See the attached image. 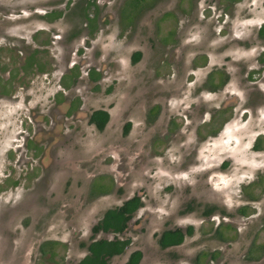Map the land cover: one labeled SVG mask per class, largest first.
<instances>
[{
    "label": "rangeland",
    "instance_id": "374dc122",
    "mask_svg": "<svg viewBox=\"0 0 264 264\" xmlns=\"http://www.w3.org/2000/svg\"><path fill=\"white\" fill-rule=\"evenodd\" d=\"M80 1L0 0V264H78L105 212L137 195L119 237L131 246L110 264L136 251L141 264H264V0H150L129 22L126 0H98L94 38L69 8ZM75 98L112 122L66 117ZM177 228L192 233L160 249Z\"/></svg>",
    "mask_w": 264,
    "mask_h": 264
},
{
    "label": "flooded vegetation",
    "instance_id": "af4514ba",
    "mask_svg": "<svg viewBox=\"0 0 264 264\" xmlns=\"http://www.w3.org/2000/svg\"><path fill=\"white\" fill-rule=\"evenodd\" d=\"M235 1L236 0H227V2H226V5H225V8L227 9L228 7H231V5H233L234 3H235ZM150 2V0H144L143 2H136V0H126L123 4V9H121V14H120V19H121V21L122 22H124V21H126V22H129V20L130 19H133L134 17H136L135 16V12L136 13H138L139 12V9L140 8H145L146 6H148L149 3ZM67 6H69V5H67ZM99 1L98 0H89V1H86V0H81L80 2H78L77 4H74L73 6H69V8H72V9H74V11H77V12H81L82 13V15H83V17H82V19H83V24L86 26L85 28L86 29H90V36L92 37V38H94L95 37V34L98 32V29H97V23L99 22ZM229 11V10H228ZM63 11H61V10H58V11H54V12H52V13H50V14H47V17H46V19H48V20H50V21H53V20H57V19H61L62 17H63V13H62ZM263 28H264V26H261L260 27V29H259V33H258V36H259V38L261 39V40H263L264 41V35H263V33H262V30H263ZM170 37L171 36H169V37H167L166 38V40H168V39H170ZM184 47V48H183ZM186 46L185 45H181V48H179L178 49V53H183L185 50H186ZM180 50H181V52H180ZM263 55H264V51H263ZM33 57H36V55H32ZM140 58H141V54L140 53H134V55H133V62H138L139 60H140ZM260 62H261V66H264V57H262L261 59H260ZM34 64H36V65H39V64H37V63H33V65ZM35 65V66H36ZM38 69V71H40L39 69H40V67H37ZM72 71H73V69H72ZM77 73H78V71H77ZM82 75H79V74H76L75 75V78L73 79V81L71 82V83H66V80L65 79H70V77H68V78H66V77H64V78H62V85H61V87L63 88L62 89V91L60 92V94H62L63 95V93L62 92H67V91H69L70 92V90H72L74 87H76L77 85H78V83H79V81L81 80V77ZM85 76L88 78V81H90L92 84H99V82L101 81V78H102V76H103V72H102V70L100 69H98V68H96V67H90V69L88 70V72H87V74H85ZM64 79V80H63ZM63 81H65V82H63ZM220 83H222V82H220ZM219 83V84H220ZM218 84V85H219ZM3 97H6V96H4V95H2ZM58 102V106L60 107L61 106V103H60V101H57ZM67 106L68 107H66L67 109H66V112H65V116L66 117H69V118H72V117H74V120L75 119H77L78 117V115L80 114V113H83V114H86L85 113V110L84 109H82L83 108V106H82V100L81 99H73V100H70L69 101V103L67 104ZM97 112H106L108 115H109V121H108V123H107V125L104 127V129L102 130V131H99L98 129H97V126H96V124H94V123H92V117L94 116V114L95 113H97ZM86 117H87V119H88V123L91 125V126H93L94 127V129L95 130H97L98 132H103L107 127H108V125L112 122L111 120V114L109 113V111L108 110H104V109H95V110H93V111H91V112H89L88 114H86ZM52 126V124H50V127ZM128 126H131L130 124H128L127 125V127ZM126 127V128H127ZM55 127H53V129H54ZM130 128V127H129ZM53 129H52V127H51V130L49 129V132H51L52 133V135H53V133H55L56 131H53ZM42 133H45V132H42ZM47 135V134H46ZM51 139H53V137H51ZM119 165H121V166H124V163L122 164V162L121 161H119V163H118ZM101 189V186H99L98 188H97V190H96V192H97V195L98 194H101V193H104V191L103 190H100ZM97 197V196H96ZM139 198L140 199V202H141V204H142V206L139 208V210H137L135 213H133L131 216H130V218H129V220L126 222V228H125V230L122 232V233H118V234H116V233H112V232H107V233H105V232H103V231H100V232H98V233H93V229L97 226V224L103 219V217H104V215H103V217H102V219L92 228V230H91V232H92V236H93V238H92V240H91V243L88 245V246H85L84 245V247L86 248V250H87V255L78 263V264H80L83 260H85L90 254H89V251H88V249H89V247H90V245L93 243V242H95V241H99L98 239H97V237L100 235V234H113V235H115V238L113 239V240H107V241H121V242H127L128 243V245L126 246V248H125V250H124V252L122 253V254H120V255H115V256H113L112 258H110V259H108L107 260V264H110V262L114 259V258H116V257H120V256H122V255H124L125 253H126V251L129 249V247L131 246V241H130V239H120L119 237L120 236H123V235H125L126 233H127V231H128V229H129V226H130V223H131V221L133 220V218L135 217V215L143 208V202H142V199L137 195V196H134V197H132V198H130V199H128V200H126L121 206H119V207H116V208H113V209H108L106 212H108L109 210H114V209H117V208H120V207H122L126 202H129V201H131L132 199H134V198ZM105 212V213H106ZM219 211H217V209L216 208H214V209H208V210H206L205 212H204V215H205V217H209L210 216V218L211 217H213V216H215V215H219V216H222V214L221 213H218ZM218 213V214H217ZM242 213L243 214H245V212L244 211H242ZM224 214V213H223ZM226 217V214H225V216L223 217V220H224V218ZM176 230H180L181 231V234L184 236V239H183V242L181 243V244H179V245H174V246H169V247H164V246H162L161 245V243H160V240H161V237L163 236V234H165L166 232H169V231H176ZM221 235V234H220ZM190 236V234L188 233V231L187 230H185V229H180V228H177V229H171V230H166V231H164L162 234H160V235H158V246H159V248L160 249H162V250H169V249H173V248H178V247H180V246H182L183 245V243L185 242V240H186V238L187 237H189ZM100 240H105V239H100ZM46 244H48V245H46ZM45 246V247H44ZM44 247V248H43ZM52 247H53V243H45L43 246H42V252L43 253H46V249L48 250V249H52ZM204 255H201L200 257H203ZM133 257V258H132ZM134 257H135V260H134ZM200 257L198 256V257H196V261H195V264H198L199 263V261H200ZM213 258H215L216 259V257L213 255L212 256ZM211 257V258H212ZM143 253L142 252H140V251H136V252H133V253H131L130 254V256H129V258H128V261H127V264H141L142 263V261H143Z\"/></svg>",
    "mask_w": 264,
    "mask_h": 264
},
{
    "label": "trees",
    "instance_id": "16d2710c",
    "mask_svg": "<svg viewBox=\"0 0 264 264\" xmlns=\"http://www.w3.org/2000/svg\"><path fill=\"white\" fill-rule=\"evenodd\" d=\"M144 0H136V2H143ZM264 35V28L262 30ZM40 67V65H39ZM40 70V69H39ZM226 82L220 83L215 89L219 90L221 86H224ZM109 121V115L106 112H97L92 117V123L96 124L97 129L102 131L104 127L107 125ZM128 126L126 128V133L129 130ZM259 141L256 145V150L258 151ZM142 206L139 198H134L129 202H126L122 207L109 210L105 213L103 219L97 224V226L93 229V233H98L103 231L105 233H122L126 228V222L129 220L130 216L135 213ZM189 234L192 233V230L189 229ZM184 236L181 234L180 230L169 231L163 234L161 237L160 243L164 247L179 245L183 242ZM48 245V244H46ZM127 242L121 241H107V240H99L93 242L88 251L89 256L83 260L80 264H107V260L112 258L115 255H120L124 252ZM45 247V246H44ZM43 247V248H44ZM133 258V257H132ZM135 260V257H134Z\"/></svg>",
    "mask_w": 264,
    "mask_h": 264
}]
</instances>
